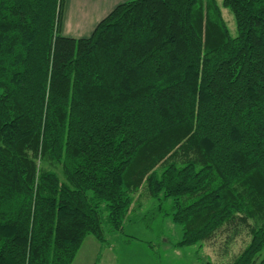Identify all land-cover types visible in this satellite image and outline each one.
Here are the masks:
<instances>
[{"label": "trees", "instance_id": "16d2710c", "mask_svg": "<svg viewBox=\"0 0 264 264\" xmlns=\"http://www.w3.org/2000/svg\"><path fill=\"white\" fill-rule=\"evenodd\" d=\"M64 2L0 0V264H72L144 194L177 247L246 227L257 262L264 0H126L80 37Z\"/></svg>", "mask_w": 264, "mask_h": 264}, {"label": "rangeland", "instance_id": "374dc122", "mask_svg": "<svg viewBox=\"0 0 264 264\" xmlns=\"http://www.w3.org/2000/svg\"><path fill=\"white\" fill-rule=\"evenodd\" d=\"M221 1L217 0L219 4ZM221 10L234 35L236 25L232 13L226 8ZM63 12V34L79 37L91 33L92 26H78V22L69 19L72 13L66 11L65 5ZM144 195L141 207L129 216L121 231L110 232L104 225L106 241L103 243L91 235L87 236L72 264H231L249 240L244 227L228 244V233L223 231L202 245L177 247L176 242L182 235L181 228L169 216L156 210L157 202L154 199ZM263 259L264 247L253 264Z\"/></svg>", "mask_w": 264, "mask_h": 264}, {"label": "crops", "instance_id": "0c3cea01", "mask_svg": "<svg viewBox=\"0 0 264 264\" xmlns=\"http://www.w3.org/2000/svg\"><path fill=\"white\" fill-rule=\"evenodd\" d=\"M94 1V3L93 0H65L64 2L66 11L68 10L69 13H72V17L69 19H71L72 22H78V26H92L89 32H91L96 24L118 3L126 0Z\"/></svg>", "mask_w": 264, "mask_h": 264}]
</instances>
